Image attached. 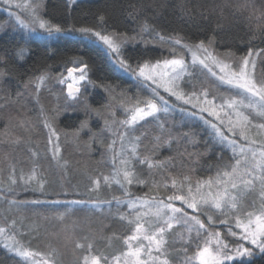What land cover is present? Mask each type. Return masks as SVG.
I'll return each mask as SVG.
<instances>
[{"label": "trees", "instance_id": "1", "mask_svg": "<svg viewBox=\"0 0 264 264\" xmlns=\"http://www.w3.org/2000/svg\"><path fill=\"white\" fill-rule=\"evenodd\" d=\"M41 13L46 20L63 27H91L107 34L141 35L147 42L158 39L156 33L189 45L201 40L207 44L211 39L213 52L229 60L246 55L250 49L255 52L264 48V32L261 31L264 22L257 19L264 13V0H77L72 4L68 0H45ZM100 16L104 17L103 21ZM144 25L148 31L142 32ZM21 32V29L0 31V176L7 181L11 166H15L17 175L27 174L38 166L37 172L46 183L41 192L35 190V183L24 186L18 182L14 192L0 198V213H4V221L15 219L21 224L23 240L28 231L34 230V242H39L54 221L61 216L65 219L80 205L89 213L88 223L113 222L119 208L113 197L129 198L122 191L117 192L114 185L102 186L97 193L88 191L89 177L101 173L109 175L113 169L107 150L109 135L101 117H109L110 110H117L119 101L130 99L133 91L138 90L134 92L138 97L145 93L111 64L93 38L79 32L60 39L33 38ZM168 52L169 49L165 51L158 44L138 43L127 46L123 56L136 66L168 58ZM256 57L258 74L264 78V53ZM74 59L88 63V79L93 82L84 86L80 101L70 100L67 86L58 82L67 68L75 66ZM41 75L47 79L37 93L35 82ZM45 118L65 135L60 153L65 164L57 165L52 158ZM82 122H87L88 127L77 136L76 130ZM132 134L140 138L137 149L140 155L168 163L164 171L153 170L150 182L142 185L140 193L136 188V195L152 197L159 188L166 197L173 190L171 178L179 183L188 176L194 183L214 177L218 157L222 154L225 160L230 155L218 145L209 125L176 110L141 121ZM15 138H20L19 144L11 143ZM166 139L172 141L171 145L162 143ZM152 182L158 187L154 188ZM165 183H169L168 188L164 187ZM135 186L138 187L132 185L133 190ZM2 188L0 192L6 189ZM13 200L15 204L11 203ZM77 201L84 203H75ZM89 201L93 204L88 205ZM128 232L129 228L117 235L123 239ZM110 242L111 251L105 249L104 254L114 255L124 247L117 248L115 236ZM50 251L47 248L44 252ZM0 264L27 263L0 242ZM234 264H264V254Z\"/></svg>", "mask_w": 264, "mask_h": 264}, {"label": "snow or ice", "instance_id": "2", "mask_svg": "<svg viewBox=\"0 0 264 264\" xmlns=\"http://www.w3.org/2000/svg\"><path fill=\"white\" fill-rule=\"evenodd\" d=\"M71 2L75 3V0ZM2 3L9 9L15 6L17 9L26 11L31 17L27 22L21 18L19 13L10 12V15L15 17L21 27L28 28L31 32L42 30L49 36L55 33L79 32L83 36L95 38L96 41L106 46L107 53L116 58V63L123 70L156 85V88L152 89L155 98L137 100L131 108L125 109L128 113L126 119L116 121L114 112H110V118H103L105 129L112 132L114 137L107 145L113 169L109 175L101 173L89 177L88 191L97 193L102 186L111 188L117 185L123 194L129 197L127 200H121L114 196L113 200L117 205L126 204L130 209L129 213L118 214V219L129 226L130 234L123 237L127 250L121 251L119 255H111V262L109 255L98 250L93 241L84 237V242L76 243V247L86 253L82 256V264H172L169 254L173 245L169 243V234L176 226L183 229L179 232V238L184 241L185 245L181 249L183 259L180 264H234L245 258L251 259L254 256V249L264 254V122H254L255 117L264 120V78L258 79L255 73V56L264 53V48L255 52L250 49L246 55L239 57L234 66L213 54L211 39L207 44L201 40L197 44L182 45L191 54V66L199 64L222 83L239 90L236 96L222 98L220 104L216 103L215 97L208 98L207 89H202L200 92V96L203 97L202 103L205 105L200 107V111L209 113L219 121L218 125L212 124L211 126L215 130L217 143L230 150L231 156L227 161L224 160L222 154L218 157L219 162L215 165L214 177L197 180L194 183L188 176H184L179 183L171 178L170 186L174 191L166 198L148 197L147 194L145 197H133L130 192L132 185H145L150 182L142 178L139 166H146L149 176L153 170L161 172L168 167V163L164 160L138 153L139 137H135L134 140L128 139V129L131 126L148 117L157 118L160 112L169 111L167 101L159 95L157 89L163 88L170 96L185 104H192L193 107L201 104L200 96H197L196 92L186 95L179 90L178 81L185 74L191 75L188 71L190 65L186 63L184 56L177 53L173 47L171 49L172 58L157 60L151 64L145 61L138 63L134 68L123 57L121 49L128 40H135L136 37L121 34L124 38L119 39L115 34H107L91 27H63L42 18L39 11L42 4L33 3L32 0H23V2L2 0ZM262 18H264V13H261V17L257 19L264 22ZM99 19L103 21L104 17L100 16ZM141 31H148L147 25H144ZM261 31L264 32V29ZM156 36L160 41L167 42L166 38L159 33H156ZM173 44L181 45V41L176 39ZM19 55L23 57V50ZM72 63L75 66L67 68L66 75L62 73L58 82L67 86V97L70 100L80 101L82 88L86 83L92 84L93 82L88 79L86 70L89 65L87 62L74 59ZM213 68L218 69V72L213 71ZM46 79L44 75L37 78L35 82L37 93L44 86ZM105 91L108 89L105 88ZM241 93H243L242 96ZM157 100L163 101V104L157 103ZM242 109H246L247 112ZM54 112L58 114L57 110ZM96 115L100 116V113L96 112ZM44 126L48 129L52 158L59 164L60 133L48 118H45ZM87 127V122H82L80 128L76 130L77 136ZM253 130H255V135L252 134ZM157 140L159 141V137ZM11 143L19 144L20 138L11 140ZM162 143L171 145L172 141L166 139ZM117 145H119V151ZM33 155L35 156L36 153ZM37 167H33L27 174L21 172L17 175L15 166H11L7 187L4 192H0V198H6L7 192H14L18 182H22L24 186L35 183V190L43 192L46 181L38 174ZM4 183L0 180V186ZM152 184L153 187H158L155 182ZM164 187L168 188L169 183H165ZM253 195L259 199L258 205L256 199L252 198ZM176 201H180L182 206L177 207ZM11 203L15 204L16 201L13 200ZM75 203H84V201ZM184 206L192 210V213L186 211ZM202 215L206 217L207 224L201 219ZM217 223L228 226L227 235L235 238L231 244L213 228V225ZM16 224L17 221L13 219L9 227L0 226V237L6 241L5 248L23 260L29 261L30 264H56L55 249L45 254L24 247L16 239ZM233 226L239 231H234ZM246 244L253 247H247ZM37 257L41 259L37 260Z\"/></svg>", "mask_w": 264, "mask_h": 264}, {"label": "rangeland", "instance_id": "3", "mask_svg": "<svg viewBox=\"0 0 264 264\" xmlns=\"http://www.w3.org/2000/svg\"><path fill=\"white\" fill-rule=\"evenodd\" d=\"M44 1L45 0H32L33 3H41L42 4V7L39 10L40 15L42 14L41 11L43 9ZM68 1L70 4H72L71 0H68ZM75 1H77V0H75ZM20 2H23V0H20ZM10 12L19 13L21 18L24 19L25 22H27L31 19L30 15L26 11H24L23 9H17V8H15V6H13L11 9H9L6 5H4L2 3V0H0V31H1V33L5 32L7 29H10L13 31H17V30L21 29L22 30L21 33L25 37L46 38V39H51V38L60 39V38H62V36L75 34V32H64V33H55V34L49 36L47 33L43 32L42 30L37 31V32H31L28 28L21 27L20 24L16 21L15 17L13 15H10ZM42 18L45 19L44 16H42ZM115 36L119 39L124 38L122 35H118V34H115ZM128 37H136V39L135 40L130 39V40H128L127 43H125L122 46V49H121L122 55H123L125 48L129 45L135 46L138 43H142V44L152 43V44H158L159 47L163 48L165 51H168V49H169L168 53L170 55L168 56V58H172L171 49L173 47H175L176 52L181 53L184 56L186 63H188L190 65L188 71H189V73H191V75L185 74L184 77L180 81H178L179 90L183 91L186 95H190L192 92H196L197 96H200L201 91L198 92L197 90L199 88H201V90L207 89L208 98L212 99L213 97H215L217 104L221 103L222 98H227L229 96H236L237 95L239 90L234 89L232 86H230L228 84L222 83L216 76H213L207 69H203L199 64H197L195 66H191V54L188 53L182 47L183 43H181V45H174L173 39H166L167 42H162L159 39H155V40L152 39L151 41L147 42L146 37L141 36V35H136V36L134 35V36H128ZM93 39L106 52V54L108 55V58L110 59L111 64L114 67H116L123 75L130 78L131 81H134V83L136 84V86L138 87V89L140 90L141 93H145L144 95L142 94L140 97H138V95H137L138 93H134L135 91H138V90H135L131 94L132 97H130V99H126L124 101H119V103L117 104V110H114V109L110 110V112L115 113V120L116 121H122L128 117V113L125 111V109L131 108L136 103L137 100L143 101L145 99H154L155 98L153 96L152 89L156 88V85L151 84L150 81H144L142 78H138L137 76H133L129 72L123 70L116 63V58L113 55H110L107 53L106 46H104L102 43L96 41L95 38H93ZM213 54L219 56L218 54H215L214 52H213ZM219 57L221 59H225L229 63H232L234 66L238 62V59H239V58H234V59L229 60L226 56L225 57L219 56ZM164 59H166V58H164ZM255 62H256V66H257V57L256 56H255ZM152 63H155V62H152ZM132 66L134 68L136 67L135 65H132ZM213 71L218 72V69L213 68ZM255 73H256L257 78L261 79V77L258 74L257 68H255ZM64 75H66V73ZM63 85H65V84H63ZM86 85H88V84L86 83L85 86ZM131 86L134 87L133 84H131ZM66 89H67V87H66ZM133 89H135V88H133ZM82 91H83V88H82ZM157 91L159 92V95L164 97V100L167 101V106L169 107V111L167 113H169L171 110H176V111H179V112L185 114L186 116L188 115L192 118H196L201 123H206L207 125H209L211 130L214 132L216 140H217L215 130L213 129V127L211 125L212 124L218 125L219 121L216 119V117L209 115V113L200 111V107L205 106L202 103V101H203L202 96H200V101H201L200 106L193 107L192 104H185L183 101L177 100L175 97L170 96V94L165 92L163 88H158ZM240 95L242 96L243 93H241ZM168 97H170V98H168ZM157 103L163 104V101L157 100ZM141 106H143V105H141ZM242 110L247 112L246 109H242ZM162 113L166 114L165 112H160L157 114V116L162 114ZM101 118H102V126H103L104 125L103 118H110V116L109 117H101ZM148 118H154V117H148ZM148 118H146V119H148ZM254 122L255 123H262V122H264V120H262L259 117H255ZM136 125L131 126L128 129V132H129L128 139L129 140H134V138H135V136L132 134V130ZM116 126L119 127V125H116ZM105 130H106V133H108V135H109V143H110L114 137L112 135V132H110L107 129H105ZM59 133H60V146H61V145H63L62 144V138H65V135L61 134V132H59ZM226 134L231 135L230 133H226ZM252 134L255 135V130H253ZM256 138L259 139L260 137H256ZM48 144L51 145L49 143V141H48ZM218 145H221V144L218 143ZM221 146H223V145H221ZM51 149H52V145H51ZM225 149L228 150L227 148H225ZM117 150L119 151V145H117ZM228 151L230 152V150H228ZM109 155H110V153H109ZM230 156H231V152H230V155H228L225 158V161H227ZM54 162H55V164L60 165V163L58 164L55 159H54ZM60 162H64V161H62L60 159ZM62 164H65V162ZM139 168L141 169L140 174H141L142 178L145 180H150L149 171H148L147 167L143 168V167L139 166ZM0 180H3L5 183H7V181L4 180L3 177H1V176H0ZM114 186H115L117 192H121L120 188L117 185H114ZM137 186L141 187V188L138 190V187L135 186L134 190H133L132 186L130 187V192L133 194V197H137V196L145 197L144 194L143 195L142 194L141 195L135 194L134 191H136V188H137V193H140L142 191L141 189H143L144 185L143 186L137 185ZM1 187L6 188L7 186H4V184H3L2 186H0V188ZM148 190H149V188H148ZM172 191H174V190H172ZM172 191L169 192V194H167V196L172 194ZM154 196H159L160 198H166L167 197V196L164 197L161 195V190L159 188L156 189V191L152 194V197H154ZM148 197H151V196H148ZM252 198L256 199L257 205L260 203L259 199L256 198L255 195H253ZM92 204H93L92 202H88V205H92ZM175 204L177 207L182 206V203L180 201H176ZM184 207H185L186 211H188L189 213H192V210L187 209L186 206H184ZM129 212H130V209L127 207L126 204L119 205V208L117 209L115 221L110 222V223H106V224H105V222L101 223L100 221H98L96 224H94V223H88L87 222V219H88L87 215H89V213L87 212V209L85 207H82L80 205L78 207H75V209L72 210L70 212V214H68L65 219L61 218V219H57V221H54L51 224V226L47 230H45V232H44L42 238L39 240V242H37V241L34 242V239L36 238V234H35L34 230L31 232L28 231L26 233V235H24V237H26L25 240H23L22 235L24 234V232L21 229L22 228L21 224L20 225L17 224V226H16V231H17L16 239L19 240L20 243L24 247L30 248V249L33 248L32 250H35V251L41 250L39 252H42V253H45L44 251L47 248H49L51 250L55 249L56 251H55L54 259H55L56 264L57 263L75 264L77 262L79 264H82V256L85 255L86 253L84 252V250L77 248L76 243L78 241L84 242L83 241L84 237H88L89 240L94 242L95 247L98 250L103 252V251H105V249H107L108 251H111V248H109V245L111 243L110 239H111V237L115 236L118 238L117 248H120L122 246H124V247L122 249H120L119 251L114 252V255H119L121 253V251L127 250L126 245L123 243L122 237H119L117 234L119 232L124 231V229L129 228V226H127L124 221H121L118 219V214L119 213L126 214ZM201 219H203L206 224L208 223L206 217H204L203 215L201 216ZM10 224H11V221H7V220L4 221V213H0V226L9 227ZM213 228L215 230L219 231L230 244L235 240L234 237L227 235V228H228L227 225L217 223V224L213 225ZM221 228L225 229V230L223 229V231H225L226 234L223 233ZM233 230L239 231L238 229H235L234 226H233ZM181 231H183V229L179 228V226H176V227H174L172 233L169 234V243L173 245V248L170 249V254H169V259L172 261V264H180V261L183 259V252L181 249L185 245H184V241H182L179 238V232H181ZM129 234H130V232H128L124 236L129 235ZM26 240L29 241V243H30L29 245L27 244V242H25ZM0 242L2 243L3 246L6 243V241L4 240L3 237H0ZM32 243L34 245H32ZM245 246L253 247V246L248 245V244H246ZM189 252L191 253V249H189ZM12 253L15 254L14 252H12ZM260 254L261 253H259L257 250L254 249V256H257ZM105 255H109V254H105ZM17 257H19V256H17ZM19 258H21V257H19ZM49 258L52 259L53 257H49ZM36 259L40 260L41 257H37ZM109 259L111 262V255H109ZM244 260H250V259L245 258ZM23 261H24V263L30 264L29 261H25V260H23Z\"/></svg>", "mask_w": 264, "mask_h": 264}]
</instances>
